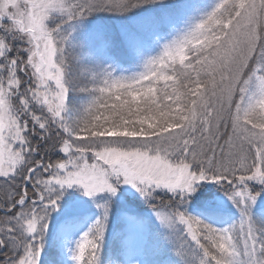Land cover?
<instances>
[{"label":"snow or ice","instance_id":"6c2138e0","mask_svg":"<svg viewBox=\"0 0 264 264\" xmlns=\"http://www.w3.org/2000/svg\"><path fill=\"white\" fill-rule=\"evenodd\" d=\"M194 11L0 0V264H264V0Z\"/></svg>","mask_w":264,"mask_h":264},{"label":"trees","instance_id":"16d2710c","mask_svg":"<svg viewBox=\"0 0 264 264\" xmlns=\"http://www.w3.org/2000/svg\"><path fill=\"white\" fill-rule=\"evenodd\" d=\"M165 3L172 6L173 13H183L187 9V1L186 0H165ZM214 0H199L195 6V9L199 8L201 10H209ZM198 15L197 12L194 11V15ZM125 68L134 67L129 63H124L121 65Z\"/></svg>","mask_w":264,"mask_h":264},{"label":"rangeland","instance_id":"374dc122","mask_svg":"<svg viewBox=\"0 0 264 264\" xmlns=\"http://www.w3.org/2000/svg\"><path fill=\"white\" fill-rule=\"evenodd\" d=\"M186 1H187V9L183 13H174L177 29H182L186 26L185 22L189 17L194 15L195 6L199 0H186ZM100 15H107V14H100ZM89 20L90 22H92L91 18H89ZM97 22H103V21H97ZM167 32L168 30H165L164 34L167 35ZM122 68L128 69L129 71L139 70L136 67H131V68L122 67Z\"/></svg>","mask_w":264,"mask_h":264}]
</instances>
